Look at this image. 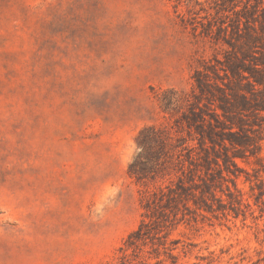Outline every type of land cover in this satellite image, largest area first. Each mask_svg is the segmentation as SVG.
I'll list each match as a JSON object with an SVG mask.
<instances>
[{"label": "rangeland", "instance_id": "obj_1", "mask_svg": "<svg viewBox=\"0 0 264 264\" xmlns=\"http://www.w3.org/2000/svg\"><path fill=\"white\" fill-rule=\"evenodd\" d=\"M262 56L264 0H0V264H264V110L237 177L170 198L183 115L219 129Z\"/></svg>", "mask_w": 264, "mask_h": 264}, {"label": "trees", "instance_id": "obj_2", "mask_svg": "<svg viewBox=\"0 0 264 264\" xmlns=\"http://www.w3.org/2000/svg\"><path fill=\"white\" fill-rule=\"evenodd\" d=\"M259 62L260 63H256V66L252 67H237L236 65L231 67V71L236 77L247 78L245 86L249 89L251 87L252 91L249 98L245 93H236V91L233 90L232 93H230L231 100L228 98L225 105H218L225 118V121H219V129H214V125L206 118V113H203L200 107H198L197 110L195 108L191 109L188 113L183 115L182 120L185 125L190 129L193 128L194 132L199 136V151L195 158L191 154L186 156L185 160L193 165L187 175L188 183L184 184L182 182L178 184L175 195L170 198L185 197L188 199L190 198L189 196L194 194L192 188L199 185L196 183L195 176L202 179L200 175H195V172H202L207 178L214 177L215 175L224 178L225 175L229 177L230 174L237 177V172L241 167L238 165L235 158L239 157L245 159L247 152L252 155H257L256 150L260 146H258L253 136L247 132L249 128L244 125L241 115L246 111L264 110V56H262ZM260 64H262V66H258ZM240 69H242V71L245 70L248 75L242 74ZM256 89L259 90L257 91ZM255 93H257V97ZM258 94L260 96H258ZM235 97H238L239 101L235 99ZM215 121H218V118L217 120L215 119ZM144 132L145 129L140 132L138 143L144 149H148L152 146V142L150 140L145 141L143 138L141 139ZM229 147L233 149L231 153L228 150ZM136 163L135 160L130 166L135 167ZM143 171L142 169L140 172ZM198 192L212 193L209 183L203 180ZM192 200L197 204L195 199ZM142 226L143 222L136 230L130 233L128 236V243L132 238H138L140 236Z\"/></svg>", "mask_w": 264, "mask_h": 264}]
</instances>
